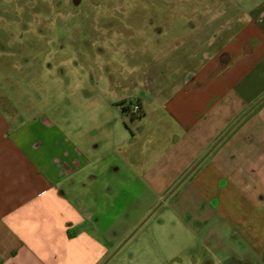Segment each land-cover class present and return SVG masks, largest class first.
<instances>
[{
    "label": "crops",
    "instance_id": "crops-1",
    "mask_svg": "<svg viewBox=\"0 0 264 264\" xmlns=\"http://www.w3.org/2000/svg\"><path fill=\"white\" fill-rule=\"evenodd\" d=\"M204 15L176 42L188 53H177L174 91L159 94L156 148L140 155L97 150L64 111L38 109L43 100L0 79V264H104L115 248L108 219L125 212L112 207L127 198L119 188L164 197L184 176L247 244L227 256L264 264V0H216ZM138 104L142 116L129 117L142 122L149 104Z\"/></svg>",
    "mask_w": 264,
    "mask_h": 264
},
{
    "label": "rangeland",
    "instance_id": "rangeland-1",
    "mask_svg": "<svg viewBox=\"0 0 264 264\" xmlns=\"http://www.w3.org/2000/svg\"><path fill=\"white\" fill-rule=\"evenodd\" d=\"M213 4L216 0H0L1 86L43 100L38 109L64 111L70 129L91 132L97 150L124 146L138 155L154 150L160 92L174 91V73L183 65L176 42L196 32ZM139 100L149 104L142 122L123 109ZM263 101L264 95L257 100ZM184 178L164 197L139 183L119 188L127 198L112 207L125 212L108 219L115 248L104 264H236L232 256L247 244L223 223L217 199L181 185Z\"/></svg>",
    "mask_w": 264,
    "mask_h": 264
},
{
    "label": "built area",
    "instance_id": "built-area-1",
    "mask_svg": "<svg viewBox=\"0 0 264 264\" xmlns=\"http://www.w3.org/2000/svg\"><path fill=\"white\" fill-rule=\"evenodd\" d=\"M123 109L128 115H130L131 118L141 117L143 114V109L141 105L138 103L132 104L131 106L130 105L124 106Z\"/></svg>",
    "mask_w": 264,
    "mask_h": 264
}]
</instances>
